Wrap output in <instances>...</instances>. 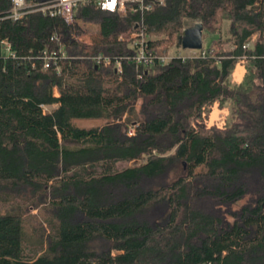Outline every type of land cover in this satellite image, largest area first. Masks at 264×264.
<instances>
[{"label":"trees","instance_id":"trees-1","mask_svg":"<svg viewBox=\"0 0 264 264\" xmlns=\"http://www.w3.org/2000/svg\"><path fill=\"white\" fill-rule=\"evenodd\" d=\"M133 5L80 3L68 24L35 8L15 19L0 0V41L15 53L0 42V264H264V0L153 2L147 49L170 59L140 77ZM195 21L203 39L218 36L205 56H169ZM80 22L99 26L93 43ZM60 43L67 58L42 70V52ZM215 102L231 104L224 129L200 123ZM86 118L106 123H74ZM26 215L40 219L29 246Z\"/></svg>","mask_w":264,"mask_h":264},{"label":"built area","instance_id":"built-area-1","mask_svg":"<svg viewBox=\"0 0 264 264\" xmlns=\"http://www.w3.org/2000/svg\"><path fill=\"white\" fill-rule=\"evenodd\" d=\"M12 1L15 4L12 17L19 19L22 17V15L24 14V11L27 9L26 0H19V2H17V0H12ZM54 1L56 3L57 8L53 9L49 7V8L41 9V10L44 12L49 10L51 15L61 16L68 24H73V22L75 21V11H76L77 6L81 2L83 3L87 1H94L102 10L110 11V12L126 11L128 3L137 4L138 7L134 8V5H133L132 10L136 11L138 8L140 9L142 18L139 24L141 25V29L139 32L133 33L131 37L132 38H136L138 36L142 37V40L137 42L140 45H137L135 43L136 47L138 46V50H137L136 55L133 56V60H135L136 62L137 70L139 73L138 76L140 77L144 73L139 70L140 64L145 63L147 64V66H150V65H155L156 63H165L168 59H170V57H167V58L158 57L152 53H149L147 49V44L145 42L146 35L143 32L144 30L142 29L144 25L143 14L145 13V11L152 9L153 2H158L159 4L163 5L165 4V0H149V1L147 0H54ZM107 5H112V6L108 7ZM80 40L82 41V39ZM253 41H254V37L251 39V42L245 44L244 47L245 48L251 47L253 45ZM0 42L4 44L5 50L8 55H12V56L15 55L14 51L11 49V43L8 40H2ZM90 56H87V57H90ZM61 58H67V52L61 43L59 45L58 50H50L49 48H46L40 56L42 70L44 71L48 70L51 67V64H57L58 59H61ZM91 58L95 61L97 66L98 65H105V66L110 65L113 59L111 56L103 55V54H95V55H92ZM242 61L244 62L245 59ZM115 70L117 73H122L123 66L120 60H116ZM120 79H122L121 76H120ZM49 107L50 106L48 105H42L44 112H48L50 110ZM203 115H205V113H203ZM128 116L129 115L125 116L123 119V121L126 123L128 122L126 120V117ZM127 124H128V134L130 136L134 135L136 132V128L138 127V122H134L132 123V125H130V122ZM225 126L226 124L223 126V128Z\"/></svg>","mask_w":264,"mask_h":264},{"label":"rangeland","instance_id":"rangeland-1","mask_svg":"<svg viewBox=\"0 0 264 264\" xmlns=\"http://www.w3.org/2000/svg\"><path fill=\"white\" fill-rule=\"evenodd\" d=\"M44 1H47V0H44ZM197 22H200V21H195L193 23L187 22L186 28L194 26L195 23H197ZM80 24H81V26L84 28V30L86 32V34H85L86 36L82 37L83 38L82 42L87 44V45H89L90 43H93L96 40V38H98V36L100 34L99 33L100 32L99 26L96 25V24L83 23V22H80ZM143 32L146 35L145 31H143ZM217 37H218L217 35H214V36H209L206 39H203L204 46H203V48L201 50L203 51L204 56H205L206 52L208 51L207 49L210 47V41H212L213 39H215ZM150 38H151L150 36L146 35L147 42H148V40ZM255 38H256V36H254V40H255ZM253 43H254V41H253ZM134 46H136V45H134ZM231 47H233V45H227V46H225V49L231 48ZM212 49H215V48H212ZM198 51L199 50H193V49H186L185 50L183 48H180V47H177V46L173 45L170 48V51H169L168 55L171 56V57L174 56V55H177V54H178V56H183V57H185V56H195ZM246 63H247L246 60L244 62L242 61V62H238L237 63V64H241V65L244 66L245 73H246V70H247L246 69ZM234 71H235V69L233 70V73H234ZM233 73H232V76H231L232 82L235 83V84H240L243 81L244 77H243V79L241 81H236L234 79ZM244 76H245V74H244ZM49 108H52V107H49ZM229 118H231V104L227 103L226 106L221 107L219 102H215L213 105H211L209 107V110H207V112H205V115H203V119H201L202 120L201 123L207 129H209L211 127H217L219 129H224L225 127L223 128V126L226 124V122L228 121ZM126 120L128 121L127 123L130 122V125H132V123L136 122L135 113L133 112L128 117H126ZM74 123L77 124L80 127L92 128V127H101V126H103L106 123V121L104 119H101V118H88V119L86 118V119H75ZM141 162L142 161H132V162L129 163V165L133 166V165L139 164ZM125 165L126 164H124V163H119V167H121V168L125 167ZM30 211H31V214H34V215L38 214V210L35 209V208L31 209ZM38 222H40V219H38L36 217H32L30 215H26L25 228H24L25 231H24V237H23V243L25 241L26 246H29L32 243L37 241V237L34 234L35 233L34 228H38L39 229V223Z\"/></svg>","mask_w":264,"mask_h":264},{"label":"bare ground","instance_id":"bare-ground-1","mask_svg":"<svg viewBox=\"0 0 264 264\" xmlns=\"http://www.w3.org/2000/svg\"><path fill=\"white\" fill-rule=\"evenodd\" d=\"M87 2H90V1H87ZM14 3V2H13ZM82 3V2H81ZM83 3H86V2H83ZM80 4V3H79ZM14 6H15V4H14ZM26 6H27V9H30V8H35L36 10H41V9H46V8H53V9H55V8H57V6H56V3H55V1L54 0H47V1H41V2H39V3H37V4H30V3H28L27 2V0H26ZM78 7V6H77ZM152 8H153V3H152ZM14 11V7H13V10H12V12ZM42 11V10H41ZM27 12V10H25L24 11V14ZM42 12H44V11H42ZM45 12H49V14H50V11L49 10H47V11H45ZM23 14V15H24ZM12 15H13V13H12ZM22 15V16H23ZM51 15V14H50ZM53 16V15H52ZM55 16V15H54ZM16 19V18H15ZM136 38H139L138 39V41H140V40H142V37L141 36H138V37H136ZM137 41V42H138ZM146 42V41H145ZM138 45H140L139 43H137ZM167 58V57H166ZM91 60H93L92 58H91ZM169 60V59H168ZM93 62L95 63V61L93 60ZM239 62H242V61H239ZM96 64V63H95ZM151 67V65L150 66H147V64H145V63H142V64H140V67H139V70L140 71H142V72H146V73H148V71H149V68ZM244 74H245V68H244V66L243 65H241V64H238L237 65V67H236V70H235V72H234V78H235V80H237V81H241L242 79H243V77H244Z\"/></svg>","mask_w":264,"mask_h":264},{"label":"water","instance_id":"water-1","mask_svg":"<svg viewBox=\"0 0 264 264\" xmlns=\"http://www.w3.org/2000/svg\"><path fill=\"white\" fill-rule=\"evenodd\" d=\"M204 25L202 22L195 23L194 26L188 27L183 31L181 44L184 49L201 50L203 42Z\"/></svg>","mask_w":264,"mask_h":264},{"label":"crops","instance_id":"crops-1","mask_svg":"<svg viewBox=\"0 0 264 264\" xmlns=\"http://www.w3.org/2000/svg\"><path fill=\"white\" fill-rule=\"evenodd\" d=\"M186 50V49H185ZM238 65V64H237ZM237 67V66H236ZM235 70H236V68H235ZM235 72V71H234ZM233 76H234V73H233ZM235 79V78H234ZM237 81V80H236ZM59 93H58V90H56L55 91V95H58Z\"/></svg>","mask_w":264,"mask_h":264},{"label":"clouds","instance_id":"clouds-1","mask_svg":"<svg viewBox=\"0 0 264 264\" xmlns=\"http://www.w3.org/2000/svg\"><path fill=\"white\" fill-rule=\"evenodd\" d=\"M17 2H19V0H17ZM108 7H111L112 5H107Z\"/></svg>","mask_w":264,"mask_h":264}]
</instances>
